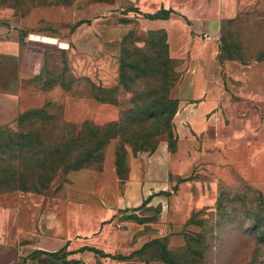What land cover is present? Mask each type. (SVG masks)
Listing matches in <instances>:
<instances>
[{"label": "rangeland", "instance_id": "obj_1", "mask_svg": "<svg viewBox=\"0 0 264 264\" xmlns=\"http://www.w3.org/2000/svg\"><path fill=\"white\" fill-rule=\"evenodd\" d=\"M140 2L0 0V21L24 25L20 56L0 55V232L19 264H264L246 230L264 225V97L195 114L201 100L180 94L189 60ZM217 59L264 62V14L224 23ZM109 137L93 167L49 170ZM180 143L188 178L129 190Z\"/></svg>", "mask_w": 264, "mask_h": 264}, {"label": "crops", "instance_id": "obj_2", "mask_svg": "<svg viewBox=\"0 0 264 264\" xmlns=\"http://www.w3.org/2000/svg\"><path fill=\"white\" fill-rule=\"evenodd\" d=\"M137 8L144 15L161 10L172 11L169 19L152 22L156 29L167 33L172 53L177 51V57L189 60L183 64L191 67L184 76L180 94L188 103L194 99L201 100L198 104H190L194 105L195 114L204 117L207 113H219L224 98L264 97V62L245 66L234 60L221 64L217 59L224 23L234 22L242 14L254 10L264 14V0H141ZM23 41L24 25L21 18L11 16L0 21L1 56L19 57ZM205 48L210 52L205 51ZM174 162L180 164L175 165ZM191 167L192 158L184 152L180 143L179 151L171 159L147 161L139 179L136 177L130 182L129 190L146 195L151 191L152 184L149 185V182L164 183L163 178L156 180V176L165 177L169 184L171 175L188 178ZM150 196L152 194L148 198ZM20 255L17 241L1 230L0 264H19Z\"/></svg>", "mask_w": 264, "mask_h": 264}, {"label": "trees", "instance_id": "obj_3", "mask_svg": "<svg viewBox=\"0 0 264 264\" xmlns=\"http://www.w3.org/2000/svg\"><path fill=\"white\" fill-rule=\"evenodd\" d=\"M172 14V11H166L161 10L155 14H147L144 17L149 20H167L170 18ZM160 32L165 33L166 39L168 38L167 33L163 30H160ZM26 136H32L30 133H25ZM113 137H109L105 140H99L95 143V146L93 149H90L88 151H80L77 153H66L65 158L61 159L60 161H52L49 167V170H51L52 173L58 172L61 168L65 172L69 171H79L86 168L93 167L94 163L96 162V159H104V154H98L100 148L107 145L109 142L108 140L112 139ZM46 156H50L52 154H49L47 152L45 154ZM93 161V162H91ZM50 162V161H49ZM185 180V179H184ZM248 232H251L252 234L259 235L260 242L264 243V225L263 221L259 217V215H256V218L254 217L252 223L247 227L246 229ZM97 251V250H96ZM98 252V251H97Z\"/></svg>", "mask_w": 264, "mask_h": 264}]
</instances>
